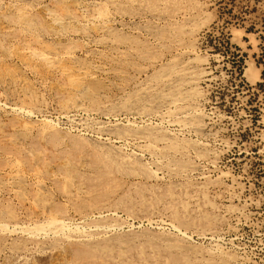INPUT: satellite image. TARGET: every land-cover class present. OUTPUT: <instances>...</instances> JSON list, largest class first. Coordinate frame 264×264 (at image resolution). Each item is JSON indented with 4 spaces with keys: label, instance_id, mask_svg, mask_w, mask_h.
<instances>
[{
    "label": "rangeland",
    "instance_id": "rangeland-1",
    "mask_svg": "<svg viewBox=\"0 0 264 264\" xmlns=\"http://www.w3.org/2000/svg\"><path fill=\"white\" fill-rule=\"evenodd\" d=\"M0 264H264V0H0Z\"/></svg>",
    "mask_w": 264,
    "mask_h": 264
},
{
    "label": "bare ground",
    "instance_id": "bare-ground-1",
    "mask_svg": "<svg viewBox=\"0 0 264 264\" xmlns=\"http://www.w3.org/2000/svg\"><path fill=\"white\" fill-rule=\"evenodd\" d=\"M63 12H65V11H63ZM67 12V11H66ZM23 14L24 13H21V16H23ZM27 16V14L25 15L24 14V18ZM73 16V15H72ZM69 17H71V15H65V14H63V15H57L56 14V11L54 12V11H50L49 12V16H48V18H49V21L50 22H55V23H59V24H63L64 22H67L66 20H67V18H69ZM101 18H102V16H101ZM23 19V18H22ZM103 22H105V20L102 18L101 19ZM69 21H70V19H69ZM46 48H48V47H46ZM61 72L63 73V74H65L66 76H68V77H73V79H72V81L73 80H75V82H78V81H82V79L84 80V78L86 77V72L83 70V69H81L80 67H78L77 69H76V72H74L73 70H71L69 67H62L61 68ZM77 75V77H75V76H73V75ZM83 84V83H82ZM76 86V85H75ZM77 87H79V86H77ZM86 87V86H85ZM84 87V88H85ZM79 88H81V87H79ZM88 88V87H87ZM87 88H85V89H87ZM89 89H90V87H89ZM84 92V91H83ZM84 95V94H83ZM80 96H82V95H80ZM82 101V100H81ZM81 102H78L77 104H76V106H80L81 104H80ZM82 107V106H81ZM24 120V119H23ZM23 120H21V121H23ZM22 124H25L26 122L25 121H23V122H21ZM25 126H26V124H25ZM15 168V167H14ZM34 173V172H33ZM18 174V173H17ZM35 175V174H34ZM50 212V211H49ZM38 213H40V212H38ZM48 214H50L51 215V213H48ZM38 215V214H37ZM53 220V222H55V223H57V224H65V222H64V220L62 219V218H59V217H56V216H51V221Z\"/></svg>",
    "mask_w": 264,
    "mask_h": 264
}]
</instances>
